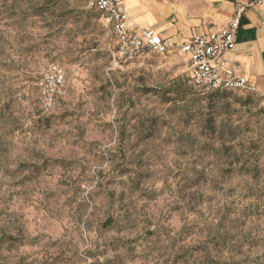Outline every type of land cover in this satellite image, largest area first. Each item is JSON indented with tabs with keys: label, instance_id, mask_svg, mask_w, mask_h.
Wrapping results in <instances>:
<instances>
[{
	"label": "rangeland",
	"instance_id": "374dc122",
	"mask_svg": "<svg viewBox=\"0 0 264 264\" xmlns=\"http://www.w3.org/2000/svg\"><path fill=\"white\" fill-rule=\"evenodd\" d=\"M112 42L88 0H0V264H264V95L195 91L175 53L111 81Z\"/></svg>",
	"mask_w": 264,
	"mask_h": 264
},
{
	"label": "built area",
	"instance_id": "2783aa9c",
	"mask_svg": "<svg viewBox=\"0 0 264 264\" xmlns=\"http://www.w3.org/2000/svg\"><path fill=\"white\" fill-rule=\"evenodd\" d=\"M263 1L255 0L257 4ZM88 8L100 12L112 31L113 42L107 46L111 59L107 76L111 81V71L143 59L150 53L169 54L176 47L184 58L186 84L195 91L203 94L231 91L264 95L254 82L238 75L227 58L236 48L239 15L229 20L217 33L196 35L175 46L171 39L162 38L153 29L131 28L124 0H88ZM36 87L42 110L53 111L67 91L66 69L56 63L48 64L39 72Z\"/></svg>",
	"mask_w": 264,
	"mask_h": 264
},
{
	"label": "crops",
	"instance_id": "0c3cea01",
	"mask_svg": "<svg viewBox=\"0 0 264 264\" xmlns=\"http://www.w3.org/2000/svg\"><path fill=\"white\" fill-rule=\"evenodd\" d=\"M133 29L149 28L179 46L196 35L217 33L239 15L236 48L228 60L264 92V1L255 0H124ZM171 53L183 58L175 47Z\"/></svg>",
	"mask_w": 264,
	"mask_h": 264
},
{
	"label": "trees",
	"instance_id": "16d2710c",
	"mask_svg": "<svg viewBox=\"0 0 264 264\" xmlns=\"http://www.w3.org/2000/svg\"><path fill=\"white\" fill-rule=\"evenodd\" d=\"M92 10V9H91ZM95 11V10H94ZM97 12V11H96ZM100 13V12H98ZM101 14V13H100ZM102 15V14H101ZM55 63V62H53ZM56 64H59V63H56ZM60 65V64H59ZM62 66V65H61ZM63 67V66H62ZM188 86V85H187ZM189 87V86H188ZM191 88V87H190ZM192 89V88H191ZM194 90V89H193ZM224 92H231V91H218V92H210L209 94H219V93H224ZM264 104V103H263ZM229 122V121H228Z\"/></svg>",
	"mask_w": 264,
	"mask_h": 264
}]
</instances>
